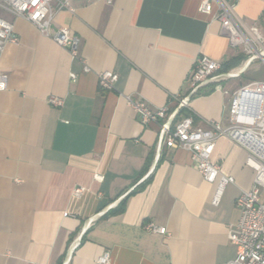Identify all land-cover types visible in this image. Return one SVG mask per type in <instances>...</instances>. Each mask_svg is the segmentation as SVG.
I'll return each mask as SVG.
<instances>
[{"label":"crops","instance_id":"1","mask_svg":"<svg viewBox=\"0 0 264 264\" xmlns=\"http://www.w3.org/2000/svg\"><path fill=\"white\" fill-rule=\"evenodd\" d=\"M68 2L70 9H58L52 1L50 29L78 37L77 58L0 8L17 36L0 52L7 75L0 91V264H62L69 251L67 264H100L104 252L109 264L231 260L235 199L254 178L247 149L228 136L216 139L211 160L233 183L213 205L216 181L202 178L188 150L162 145L158 152L160 124H142L125 99L172 112L197 56L219 61L221 72L243 68L246 55L228 45L216 5L207 14L201 0ZM236 2L242 25L264 36V0ZM102 70L117 73L112 89L98 86ZM254 81L264 82V57L222 81L221 90L200 88L175 120L188 115L194 128L226 126L233 93ZM51 96L62 105L49 104ZM149 222L166 234L147 231Z\"/></svg>","mask_w":264,"mask_h":264},{"label":"built area","instance_id":"2","mask_svg":"<svg viewBox=\"0 0 264 264\" xmlns=\"http://www.w3.org/2000/svg\"><path fill=\"white\" fill-rule=\"evenodd\" d=\"M52 1L0 0V8L28 20L42 35L66 48L72 58H77L78 37L66 27L55 31L50 29L54 16ZM56 1L58 9H70L68 0ZM105 1L110 3L112 0ZM236 1L201 0L198 9L200 12L209 14L215 4L217 9L215 18L220 22L228 45L241 47L246 60L253 55L263 58L264 36L256 25L248 28L242 25L235 10ZM9 42L16 43L17 36L12 23L0 16V52ZM83 68L86 71L89 69L85 63ZM227 73L230 72L220 71L219 61L207 55L197 56L187 81V91L179 103L185 102L182 104L184 107L192 95L207 85H212L213 90H221V82L231 78ZM75 76V73H70L71 78ZM117 78V73L111 70H102L97 73L98 86L104 90L112 89ZM6 86L7 75L1 72L0 91ZM125 99L139 116L142 124L146 125L150 122L160 124L161 146L188 150L202 178L207 182L216 181L217 187L211 201L213 205H218L224 187L233 183V177L222 173L219 165L211 160L216 139L220 136H228L247 149L246 165L254 171L253 183L250 189L241 191L235 199L240 215L238 221L229 228L228 239L235 246L236 252L231 260L222 264H264V82L254 81L233 93L229 105L228 125L222 126L211 121L204 129L194 128L192 117L188 115L175 120L182 107L169 120L173 111L170 112L166 105L153 109L143 99H133L130 96H125ZM48 102L53 106H61L63 100L60 97L51 96ZM80 191L81 188L74 190L75 193ZM145 229L166 234L165 227L157 226L152 222L145 224ZM97 262L109 264L108 252L100 255ZM65 263L66 257L62 264Z\"/></svg>","mask_w":264,"mask_h":264},{"label":"water","instance_id":"3","mask_svg":"<svg viewBox=\"0 0 264 264\" xmlns=\"http://www.w3.org/2000/svg\"><path fill=\"white\" fill-rule=\"evenodd\" d=\"M256 58H257L256 55L251 56V57L247 60L246 64L243 66V68L239 69L236 73H232V72L227 73L228 76H229V77H236V76L240 75V74L243 72V70L245 69V67H246L251 61H253V60L256 59ZM183 103H185V102H181V103H179L178 106L173 110V112L171 113V115H170V117H169V120L173 117V115L175 114V112H177V110H178L179 108L182 107V104H183ZM161 141H162V137H161V135H160V136H159V142H158V148H157L158 152H159V150L161 149ZM157 154H158V153H157ZM156 161H157V156L155 157V162H156ZM112 204H113V203H112ZM89 222H90V220H88V221L85 223V225H84V227H83V229H82V231H81V234L85 231V229H86V227L88 226ZM81 234H80V235H81ZM69 256H70V251H69V252L67 253V255H66V262L68 261ZM65 264H67V263H65Z\"/></svg>","mask_w":264,"mask_h":264},{"label":"rangeland","instance_id":"4","mask_svg":"<svg viewBox=\"0 0 264 264\" xmlns=\"http://www.w3.org/2000/svg\"><path fill=\"white\" fill-rule=\"evenodd\" d=\"M237 79H238V78H236V79H233V81H237Z\"/></svg>","mask_w":264,"mask_h":264}]
</instances>
